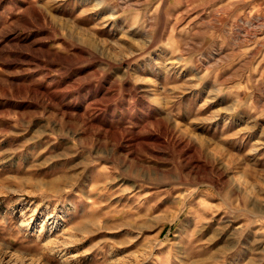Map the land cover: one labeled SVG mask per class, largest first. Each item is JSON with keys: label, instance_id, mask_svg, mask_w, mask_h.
<instances>
[{"label": "rangeland", "instance_id": "rangeland-1", "mask_svg": "<svg viewBox=\"0 0 264 264\" xmlns=\"http://www.w3.org/2000/svg\"><path fill=\"white\" fill-rule=\"evenodd\" d=\"M0 264H264V0H0Z\"/></svg>", "mask_w": 264, "mask_h": 264}]
</instances>
